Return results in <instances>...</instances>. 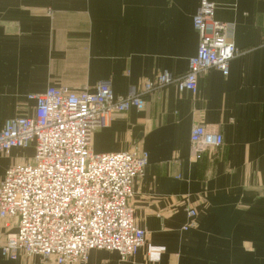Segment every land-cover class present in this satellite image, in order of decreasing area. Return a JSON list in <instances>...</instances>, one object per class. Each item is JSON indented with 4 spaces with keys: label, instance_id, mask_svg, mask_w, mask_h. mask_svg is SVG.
I'll return each mask as SVG.
<instances>
[{
    "label": "crops",
    "instance_id": "crops-1",
    "mask_svg": "<svg viewBox=\"0 0 264 264\" xmlns=\"http://www.w3.org/2000/svg\"><path fill=\"white\" fill-rule=\"evenodd\" d=\"M213 1V19L233 25L231 40L244 51L227 74L209 69L195 95L174 85L145 95L143 109L116 114L92 134L94 153L135 146L147 153L130 203L145 237L130 259L91 250L86 264H264V0ZM199 3L0 0V130L8 119L32 117L28 97L48 87L94 92L109 81L123 97L162 72L182 76L198 47L192 18ZM195 124L223 139L196 161L189 159ZM28 159L20 149L0 155V180ZM0 264L53 261L0 255Z\"/></svg>",
    "mask_w": 264,
    "mask_h": 264
},
{
    "label": "built area",
    "instance_id": "built-area-1",
    "mask_svg": "<svg viewBox=\"0 0 264 264\" xmlns=\"http://www.w3.org/2000/svg\"><path fill=\"white\" fill-rule=\"evenodd\" d=\"M214 9L213 0H200L192 18L198 47L182 76L162 72L140 90L130 87L123 97L113 94L109 81L98 82L94 92L48 87L28 97L35 102L32 117L4 123L0 155L13 149H31L32 155L9 167L0 180V220L8 229L0 245L3 259L14 261L23 254L53 264H86L91 250H104L125 261L144 245L145 233L135 225L130 203L148 155L137 146L97 154L91 137L114 115L143 109L145 95L170 85L195 95L209 69L227 74L229 61L244 51L231 40L233 25L213 19ZM261 39L264 45V31ZM222 143L218 132L195 124L189 159L215 154ZM194 215L187 211L188 218Z\"/></svg>",
    "mask_w": 264,
    "mask_h": 264
},
{
    "label": "rangeland",
    "instance_id": "rangeland-1",
    "mask_svg": "<svg viewBox=\"0 0 264 264\" xmlns=\"http://www.w3.org/2000/svg\"><path fill=\"white\" fill-rule=\"evenodd\" d=\"M23 152H24V156L26 157V158H29L31 155H32V150L31 149H27V150H23ZM117 254V253H116ZM136 255V254H135ZM134 255V256H135ZM132 258V257H131Z\"/></svg>",
    "mask_w": 264,
    "mask_h": 264
}]
</instances>
